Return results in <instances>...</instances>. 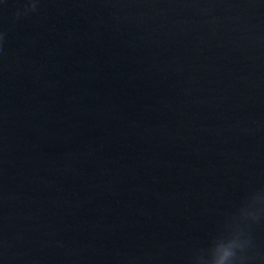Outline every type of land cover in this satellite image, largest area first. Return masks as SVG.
<instances>
[{
  "label": "water",
  "instance_id": "1",
  "mask_svg": "<svg viewBox=\"0 0 264 264\" xmlns=\"http://www.w3.org/2000/svg\"><path fill=\"white\" fill-rule=\"evenodd\" d=\"M27 2L0 3V264H206L229 229L264 264V0Z\"/></svg>",
  "mask_w": 264,
  "mask_h": 264
},
{
  "label": "clouds",
  "instance_id": "2",
  "mask_svg": "<svg viewBox=\"0 0 264 264\" xmlns=\"http://www.w3.org/2000/svg\"><path fill=\"white\" fill-rule=\"evenodd\" d=\"M3 0H0L2 3ZM37 0H28L24 13L34 12ZM244 216L255 222L260 217L259 210L246 212ZM242 232L237 230H225L211 238L206 247V264H239L237 254L241 251L245 241Z\"/></svg>",
  "mask_w": 264,
  "mask_h": 264
}]
</instances>
